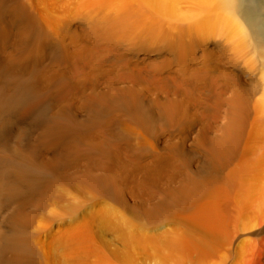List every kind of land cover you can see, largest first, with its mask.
I'll use <instances>...</instances> for the list:
<instances>
[{
  "label": "bare ground",
  "instance_id": "1",
  "mask_svg": "<svg viewBox=\"0 0 264 264\" xmlns=\"http://www.w3.org/2000/svg\"><path fill=\"white\" fill-rule=\"evenodd\" d=\"M0 264H264V0H0Z\"/></svg>",
  "mask_w": 264,
  "mask_h": 264
}]
</instances>
